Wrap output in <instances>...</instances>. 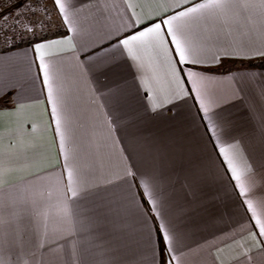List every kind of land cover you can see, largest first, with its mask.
Listing matches in <instances>:
<instances>
[{
  "label": "crops",
  "instance_id": "obj_1",
  "mask_svg": "<svg viewBox=\"0 0 264 264\" xmlns=\"http://www.w3.org/2000/svg\"><path fill=\"white\" fill-rule=\"evenodd\" d=\"M128 2L135 8L126 0H68L77 31L63 25L54 7L66 35L37 42L72 36L75 45L74 51L67 45L49 49L45 57L55 66L64 94L63 148L37 43L0 50V92L7 94L0 97V259L7 264H163L157 228L164 222L171 229L173 264H264V237L218 151L235 145L257 179L264 177V68L257 66L264 58L223 55L264 49V9L237 10L227 24L193 22L188 35L203 49L205 64L169 65L159 49H140L139 59L132 60L114 46L117 36L172 14L158 0ZM166 47L175 60L174 46ZM97 50L120 59L117 76L88 71ZM172 68L183 69L177 75L184 91L194 88L184 77L190 69L206 77L202 92L211 103L208 115L219 125V141L206 131L207 119H200L195 91L175 98ZM13 98L23 106L18 115L8 112ZM154 100L161 104L157 113L151 110ZM73 168L78 171L75 198L67 190V171ZM129 170L135 176L127 175ZM153 178L155 206L138 186L143 180L151 185ZM256 194L264 192L258 187ZM60 201H66L70 215L60 211Z\"/></svg>",
  "mask_w": 264,
  "mask_h": 264
},
{
  "label": "snow or ice",
  "instance_id": "obj_2",
  "mask_svg": "<svg viewBox=\"0 0 264 264\" xmlns=\"http://www.w3.org/2000/svg\"><path fill=\"white\" fill-rule=\"evenodd\" d=\"M127 2V7L129 9H134L135 5L131 2ZM36 5L34 7L33 5ZM41 4V0H24V3L20 7L14 10V13H6L0 16V21L7 23L9 18L14 19V23L11 25V29L15 31L20 30V35H27L36 33V29L46 28L48 23H50V18H48L47 8H40V11L44 12V17H40L37 11V7ZM158 4L162 9H172V14L167 15L162 13V18L153 23H146V26L138 31H134L123 37H116L113 42L114 46H118L120 50V55L125 54L132 60H138L139 57L137 52L143 48H154L159 49L169 65L173 63L192 65H204L205 60L202 58L203 49L198 47L190 39L188 32L190 25L200 19H215L221 23L227 24L230 19L234 18L237 14V10L248 11L256 7L264 9V0H259V3H255L254 0H198V2L191 3L190 0H158ZM185 4L188 6L185 7ZM53 5L58 9V13L61 16L62 23L67 26L70 31H77L76 20L70 16L68 12L69 3L68 0H53ZM177 9H179L177 11ZM2 11V9H0ZM132 16L135 17L134 23L136 25L140 24V19L137 17L136 12L132 11ZM247 19L252 22L253 17L248 16ZM231 34V33H229ZM73 37L66 36L63 40H52L37 43L34 46V50L39 59V68L43 76V84L47 87V100L51 105V112L55 118L56 132L60 137V144L63 148L66 140V124L62 116L61 110L64 105V94L62 87L56 84L57 73L55 66L46 62L45 57L49 55V49L60 45H67L73 51L75 50V45L72 43ZM171 43L174 46L175 60L168 55L169 49L166 44ZM250 55L243 54V51H225L223 55L226 58L233 59H253L256 57L264 58V49H249ZM93 60L88 67L89 72H98L100 74H105L111 72L113 76L119 74L120 59L116 57L114 53L108 50L100 51L97 50V55L91 57ZM213 59L219 62V55H214ZM138 67H143L142 64H138ZM177 72L183 73V69L172 68V74L174 80L177 83V92L175 98H179L181 93L186 96L190 92L195 91L199 97V111L200 119H207V124H205L206 131L209 133L210 138L215 137L216 141L220 140V136L217 133V128L219 125L213 121V118L208 115L211 103L205 98L202 92V87L206 77L196 71L191 69L184 74L185 78L190 79L191 84L194 88L184 91V89L179 88L181 82V76L177 75ZM7 95L6 93L0 92V97ZM13 107L8 110L9 114H20L22 112L23 106L20 101L13 98L11 100ZM161 109V104L153 101L151 105V110L153 113H157ZM2 114V113H0ZM235 145L219 146V154L223 157V164L226 166V170L230 173V179L235 181L233 187L237 189L239 195L243 197V203L246 206V211L251 213V219L255 221L254 227H257L259 236L264 237V195L257 196L256 189L259 187L262 192H264V187H261L262 182H264V177L260 180L257 179V174L253 167L248 164L247 160L242 157L238 151H234ZM68 155L65 152V160L67 161ZM127 175L135 176V173L128 171ZM78 175V171L73 168L67 171L68 185L67 190L71 193L73 198L77 197V181L74 179ZM195 179V177H193ZM144 191L142 195L146 196L148 201L155 206L156 201L153 199L154 193L153 188L158 187L155 183V178H153V183L150 185L148 180L141 181V185ZM34 196H43L42 192L33 193ZM255 197V200L253 199ZM35 202V201H34ZM58 207L66 216L70 215L66 201L58 202ZM156 211V215L160 216L159 211ZM158 240L163 243V248L161 249V254L163 257V264H173V261L177 258L172 255L171 243L172 235L169 224L161 222L157 228ZM250 236H255L257 233L249 230ZM247 256V253H245ZM171 257V259H169ZM0 264H7L4 259H0Z\"/></svg>",
  "mask_w": 264,
  "mask_h": 264
},
{
  "label": "rangeland",
  "instance_id": "obj_3",
  "mask_svg": "<svg viewBox=\"0 0 264 264\" xmlns=\"http://www.w3.org/2000/svg\"><path fill=\"white\" fill-rule=\"evenodd\" d=\"M24 3V0H15L8 3V0H0V16H3L6 13H14V10L18 7H20L21 4ZM36 7V5H33ZM46 7L48 12V18H50V23H48V26L46 28H37L36 33L40 31H47V30H53L56 26L60 25L59 17L57 15V12L55 8L53 7V4L51 0H41V4L39 7H37V11L39 13L40 17H44V12L40 11V8ZM14 23L13 18H9L7 23H3L0 21V41L9 40L12 38L13 35H20V30L16 29L13 31L11 29V25ZM32 35V33H28L25 36Z\"/></svg>",
  "mask_w": 264,
  "mask_h": 264
},
{
  "label": "trees",
  "instance_id": "obj_4",
  "mask_svg": "<svg viewBox=\"0 0 264 264\" xmlns=\"http://www.w3.org/2000/svg\"><path fill=\"white\" fill-rule=\"evenodd\" d=\"M11 1H15V0H8V3ZM64 35H66V31L60 25L56 26L53 30L40 31L35 33L34 35L32 34L28 36H23V38L18 35H13L12 38L9 40L0 41V50L9 51L25 46H32L37 42L64 36ZM257 66L264 68V62L258 64Z\"/></svg>",
  "mask_w": 264,
  "mask_h": 264
}]
</instances>
